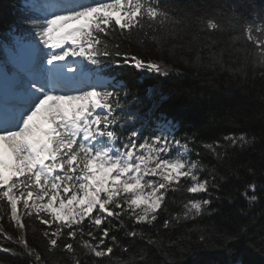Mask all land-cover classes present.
<instances>
[{
  "label": "snow or ice",
  "instance_id": "1",
  "mask_svg": "<svg viewBox=\"0 0 264 264\" xmlns=\"http://www.w3.org/2000/svg\"><path fill=\"white\" fill-rule=\"evenodd\" d=\"M16 11V71L0 79V237L12 246L0 242V253L25 264H185L191 238L171 233L232 198L216 195L221 166L250 177L239 192L248 205L264 196V151L259 168L231 165L264 130L205 138L165 109L172 90L149 86L142 98L126 79L180 81L186 67L264 81V2L18 0ZM243 231L221 233L219 247L237 256Z\"/></svg>",
  "mask_w": 264,
  "mask_h": 264
},
{
  "label": "trees",
  "instance_id": "2",
  "mask_svg": "<svg viewBox=\"0 0 264 264\" xmlns=\"http://www.w3.org/2000/svg\"><path fill=\"white\" fill-rule=\"evenodd\" d=\"M260 5L264 0H254ZM18 0H0V55H10L7 47H11L8 26L17 15ZM12 48V47H11ZM185 75L180 81L175 79L160 81L144 75L137 76L128 70L126 79L139 89L143 98L145 89L154 87L159 92L172 90L171 100L165 109L172 115L183 117L191 127L201 130L205 138L217 137L233 132H255L264 130V81L257 76L254 80L243 82V77H234L226 71H193L182 68ZM142 81V83H138ZM194 98L197 102H194ZM193 112L198 115H193ZM264 143H258L255 150L237 153L232 161V169H238L240 164L252 162L259 168ZM206 162L215 163L211 157ZM221 175L227 177L222 181V190L216 195H231V199H222L213 206L218 210L198 217L195 221H187L178 225L172 231L174 238L182 235L191 239L184 244L186 249L183 257L185 264H231L234 259H242L245 264H264V255L257 250L260 238L264 236V196L252 205H248L239 192L243 191L246 181L250 179L243 168L233 175L227 167H220ZM257 183L264 181L257 176ZM239 190V191H238ZM246 208V214L239 209ZM192 229V231H189ZM243 229L240 239L234 242L237 256L229 255L219 247L220 235L225 231L235 232ZM206 234V242L199 240V231ZM32 239V237H29ZM0 242L12 246L11 242ZM255 244L256 247L251 245ZM0 257L9 260V264H25L22 259L8 257L0 253ZM179 258V257H178Z\"/></svg>",
  "mask_w": 264,
  "mask_h": 264
},
{
  "label": "rangeland",
  "instance_id": "3",
  "mask_svg": "<svg viewBox=\"0 0 264 264\" xmlns=\"http://www.w3.org/2000/svg\"><path fill=\"white\" fill-rule=\"evenodd\" d=\"M0 65H2V66H4V65H8L9 66V69H11V71L10 72H8V73H10V74H12L13 75V73L16 71V70H14L15 69V64H12V61H3V62H0ZM9 78H11V77H9ZM0 79H2V77H0Z\"/></svg>",
  "mask_w": 264,
  "mask_h": 264
},
{
  "label": "bare ground",
  "instance_id": "4",
  "mask_svg": "<svg viewBox=\"0 0 264 264\" xmlns=\"http://www.w3.org/2000/svg\"><path fill=\"white\" fill-rule=\"evenodd\" d=\"M8 79H9V81L11 80V78H9V77H8Z\"/></svg>",
  "mask_w": 264,
  "mask_h": 264
}]
</instances>
